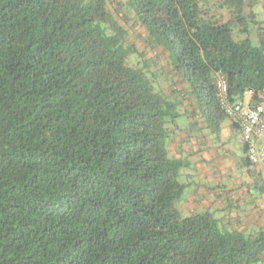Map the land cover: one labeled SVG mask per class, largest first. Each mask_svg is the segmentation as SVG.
<instances>
[{
  "label": "trees",
  "instance_id": "16d2710c",
  "mask_svg": "<svg viewBox=\"0 0 264 264\" xmlns=\"http://www.w3.org/2000/svg\"><path fill=\"white\" fill-rule=\"evenodd\" d=\"M257 1L219 0L231 14L221 20L206 0H0V264L261 260L264 230L176 207L185 163L167 147L185 97L229 118L218 73L232 99L251 89L261 100L264 19L253 21L256 44L249 27L239 39L233 29ZM127 20L162 48L183 98L130 66Z\"/></svg>",
  "mask_w": 264,
  "mask_h": 264
},
{
  "label": "rangeland",
  "instance_id": "374dc122",
  "mask_svg": "<svg viewBox=\"0 0 264 264\" xmlns=\"http://www.w3.org/2000/svg\"><path fill=\"white\" fill-rule=\"evenodd\" d=\"M209 7V11L216 13L221 20H225L231 16L230 12L219 6V0H206ZM110 11H113L112 5L108 4ZM254 12L256 13L254 17H247L244 21L235 22L234 38H244L248 33L245 31H239L241 28L245 27L250 33V39L253 44L257 43L255 30L256 23L253 21H260L264 19V0H258L255 6L253 7ZM249 12L248 8L245 9V14ZM116 18L118 21L123 24V20L120 16ZM127 38L126 44L131 47V51L127 54V60L130 66L136 69L143 78H147L152 82L156 90L165 91L166 93L171 94L173 99L178 100V97L181 99L180 89L184 87L182 78L173 74L170 69V66L167 62V56L160 47H150L145 44L144 38L146 32L144 28L138 23H132L131 20H127ZM239 29V30H238ZM182 79V80H181ZM184 81V80H183ZM179 99V100H180ZM181 107H190L193 106L194 110L191 111V117H195L194 130L192 134L202 136L210 142L218 151H222L227 148V156H229L232 162H237L239 158L238 155L241 153L240 146L238 144V139L236 134L233 132L229 118H222L218 122L208 118L205 113L197 106V103L190 98H183L181 100ZM189 116V115H185ZM184 116V117H185ZM201 133V134H200ZM234 165V164H233ZM240 166L237 164L234 167H231V175L233 177V183L236 184V190L241 197V206L245 209V206L253 207L254 214H258L260 218L253 219L250 218L245 220L244 226L241 227L237 222L233 221L231 227H234L238 230L244 231L246 234H254L259 230H264V192L259 191L254 183H249L245 181L246 179L242 176V171L239 170ZM225 178V177H224ZM226 179V178H225ZM224 179V180H225ZM210 183H213V180H209ZM181 202V201H180ZM180 202L176 203V206H180ZM234 202H231L233 205ZM232 212H239L240 214H245V212L240 211L239 209L232 207ZM242 210V209H241ZM256 211V212H255ZM252 210H249L247 214L252 215ZM249 217V216H248Z\"/></svg>",
  "mask_w": 264,
  "mask_h": 264
},
{
  "label": "crops",
  "instance_id": "0c3cea01",
  "mask_svg": "<svg viewBox=\"0 0 264 264\" xmlns=\"http://www.w3.org/2000/svg\"><path fill=\"white\" fill-rule=\"evenodd\" d=\"M261 96L264 97V94H260ZM177 109L180 115L174 123L170 124L172 131L167 143L170 156L182 159L185 163L179 175L185 189L181 198L177 201H181L180 206L176 207L184 215L194 212H211L215 217L221 219L227 227L231 226L230 222L232 221L233 224L238 221L239 225L243 227L245 220L260 218L258 214H254V205L249 207L247 204L245 209L242 208V199L236 190V184L233 183L231 175V167L238 164L242 176L246 179L245 181L256 184L259 182L260 177L256 168L245 157V146L239 127H233V121L229 118L241 149L237 159L238 163L235 164L227 156V151H224L227 148L220 152L205 140L201 133V135L198 132L196 135L192 134L195 117H191L189 113L194 110L193 106L187 108L180 106ZM210 179L213 180V183H210ZM255 186L257 187V185ZM231 202H234V204L231 205ZM233 206L245 212V214L239 215V212H232ZM249 210H252V215L247 214ZM255 264H264V254L261 260Z\"/></svg>",
  "mask_w": 264,
  "mask_h": 264
},
{
  "label": "built area",
  "instance_id": "2783aa9c",
  "mask_svg": "<svg viewBox=\"0 0 264 264\" xmlns=\"http://www.w3.org/2000/svg\"><path fill=\"white\" fill-rule=\"evenodd\" d=\"M214 87L222 111L239 124L246 158L264 181V97L252 101L253 91L246 89L241 97L232 99L228 82L221 73L216 75Z\"/></svg>",
  "mask_w": 264,
  "mask_h": 264
}]
</instances>
